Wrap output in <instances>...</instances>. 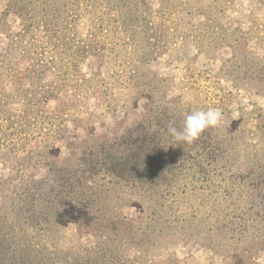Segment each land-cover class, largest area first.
Masks as SVG:
<instances>
[{"label": "rangeland", "instance_id": "rangeland-1", "mask_svg": "<svg viewBox=\"0 0 264 264\" xmlns=\"http://www.w3.org/2000/svg\"><path fill=\"white\" fill-rule=\"evenodd\" d=\"M6 2L0 0V13ZM80 2L86 13L76 24L78 38H91L94 47L101 43L105 49L97 50L98 61L91 56L80 64L87 78L79 82L83 126L72 139L83 141L86 129L101 137L120 134L150 109L147 124L159 134L166 129L171 138L168 150L191 147L200 159L217 144V153L222 150L226 155L215 162L221 173L204 185L181 176L177 188L165 192L163 205L152 194L136 193L139 202L131 198L121 206L117 195L123 190L113 192L112 200L103 203L104 212L136 221L133 227L120 228L121 239L113 238L112 233L119 234L117 228L106 226L103 235L92 236L62 220L50 223L46 232L33 231L34 238H29L47 254L55 251L50 254L57 258L55 264H264V0ZM87 4L92 5L90 11ZM20 27L16 15L7 17L0 49L7 43L6 33L14 34ZM75 77L83 78L77 72ZM208 108L220 109L222 119L191 145L169 133L171 127L183 128L187 114ZM117 121L122 122L119 128ZM0 136L6 133L0 131ZM56 145L65 155L64 143ZM143 145L152 148V141ZM160 146L153 143L156 151L150 158L153 177L162 182L167 169L159 172ZM40 148L17 152L21 176L14 170V155L4 156L0 181L20 187L25 174L44 178L47 168L39 163ZM259 165L262 172L256 181L251 172ZM2 189L6 192L7 185ZM157 210L163 219L158 222V217L156 224L151 216ZM244 225L251 227L244 231Z\"/></svg>", "mask_w": 264, "mask_h": 264}, {"label": "trees", "instance_id": "trees-1", "mask_svg": "<svg viewBox=\"0 0 264 264\" xmlns=\"http://www.w3.org/2000/svg\"><path fill=\"white\" fill-rule=\"evenodd\" d=\"M81 6L80 0H7L5 11L0 13V33L11 14L20 19L21 26L14 34L6 33L7 43L0 49V131L6 133V137L0 136V162L13 154L17 166L14 170L21 176L23 164L17 152L38 145L39 163L47 168L40 180L25 174L20 187L9 180L0 181V264H55L57 258L50 254L56 252L47 254L32 239L33 231L46 232L50 223L57 225L60 220L92 236L103 235L106 226L117 228L119 234L112 233L113 238L121 239L120 228L133 227L136 221L130 223L124 215H108L103 208L119 189L123 190L117 195L121 206H127L131 198L139 202L141 197H135L136 193L152 194V199L163 205L165 192L177 188L181 176L189 183L202 185L221 173L215 162L225 158L226 153H217V144L200 159L191 147H184L185 143L179 146L184 147L182 150H168L171 138L165 135L166 129L159 134L147 124L150 109L120 134L101 137L94 129H86L83 141L72 139L78 135L74 131L83 126L78 109L79 82L87 78L80 64L91 56L98 61L100 51L105 49L101 43L100 48L94 47L91 38H78L76 24L86 13L81 12ZM91 6L87 4L86 10L90 11ZM75 72L83 78H76ZM121 123L117 121L115 128ZM56 141L64 143L65 155H61ZM151 141L152 148L143 145ZM155 141L161 144L159 172L167 169L162 182L152 173L150 157L153 160ZM175 159L182 163L169 162ZM262 166L251 172L256 181ZM5 185L7 191L3 193ZM127 196L129 201L124 200ZM132 206L140 208L138 204ZM158 217L160 222L163 218L159 210L152 214V223L157 224ZM250 227L244 225V231Z\"/></svg>", "mask_w": 264, "mask_h": 264}, {"label": "clouds", "instance_id": "clouds-1", "mask_svg": "<svg viewBox=\"0 0 264 264\" xmlns=\"http://www.w3.org/2000/svg\"><path fill=\"white\" fill-rule=\"evenodd\" d=\"M222 119V112L218 108L196 110L187 114L184 118L183 128H169V133L177 141L191 144L209 127L217 126Z\"/></svg>", "mask_w": 264, "mask_h": 264}]
</instances>
